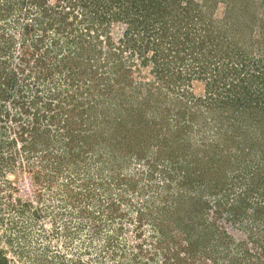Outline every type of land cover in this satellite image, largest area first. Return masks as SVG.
Wrapping results in <instances>:
<instances>
[{
  "label": "rangeland",
  "instance_id": "obj_1",
  "mask_svg": "<svg viewBox=\"0 0 264 264\" xmlns=\"http://www.w3.org/2000/svg\"><path fill=\"white\" fill-rule=\"evenodd\" d=\"M190 2L232 48L196 74L167 63L148 109L42 184L2 165L0 264H264V0ZM17 30L0 12V39Z\"/></svg>",
  "mask_w": 264,
  "mask_h": 264
},
{
  "label": "trees",
  "instance_id": "obj_2",
  "mask_svg": "<svg viewBox=\"0 0 264 264\" xmlns=\"http://www.w3.org/2000/svg\"><path fill=\"white\" fill-rule=\"evenodd\" d=\"M190 1H3L1 14L18 30L0 39L3 53L15 52L13 64L0 60V121L8 122L6 131L0 127V168L16 163L40 185L61 165L84 160L87 143L115 139L118 114L130 105L148 109V89L160 88L167 63L189 74L214 63L215 44L222 51L229 44L221 43L213 17ZM114 24L123 28L116 38ZM148 72L156 86L144 80ZM131 130L138 126L123 137Z\"/></svg>",
  "mask_w": 264,
  "mask_h": 264
}]
</instances>
